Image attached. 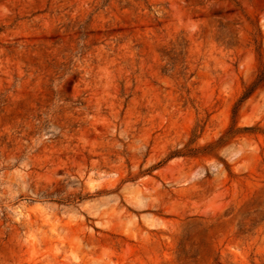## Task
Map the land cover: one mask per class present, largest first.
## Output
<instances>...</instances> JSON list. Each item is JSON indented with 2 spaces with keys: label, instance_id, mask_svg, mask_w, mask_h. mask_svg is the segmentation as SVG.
Wrapping results in <instances>:
<instances>
[{
  "label": "rangeland",
  "instance_id": "1",
  "mask_svg": "<svg viewBox=\"0 0 264 264\" xmlns=\"http://www.w3.org/2000/svg\"><path fill=\"white\" fill-rule=\"evenodd\" d=\"M263 66L264 0H0V264H264Z\"/></svg>",
  "mask_w": 264,
  "mask_h": 264
},
{
  "label": "trees",
  "instance_id": "2",
  "mask_svg": "<svg viewBox=\"0 0 264 264\" xmlns=\"http://www.w3.org/2000/svg\"><path fill=\"white\" fill-rule=\"evenodd\" d=\"M262 81H264V66H263V69L260 70V73L258 74L257 78L250 85H248L246 87V90H245L242 98L244 99V98L248 97L259 86V84H261ZM244 129L251 130L252 127H245ZM234 134H236V131H232L231 129L227 130L224 133V135L222 137H220V139L218 141L209 143L206 146H204V148L210 149V148L216 147V145H218L217 143L219 141H221L223 139V137H229L230 135L232 136ZM189 152L190 153H188V154H198L199 151L197 149H190Z\"/></svg>",
  "mask_w": 264,
  "mask_h": 264
}]
</instances>
